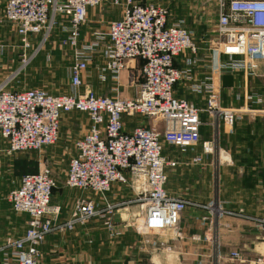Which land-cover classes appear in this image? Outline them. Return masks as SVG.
I'll return each instance as SVG.
<instances>
[{
    "label": "crops",
    "instance_id": "0c3cea01",
    "mask_svg": "<svg viewBox=\"0 0 264 264\" xmlns=\"http://www.w3.org/2000/svg\"><path fill=\"white\" fill-rule=\"evenodd\" d=\"M155 1L168 5L186 20V26L195 32L199 47L197 54L186 50L176 57L175 64L185 75L176 84L175 94L204 108L205 87L215 73L220 90L219 104L229 111L217 119L206 111L201 114L202 139L198 144L186 147L166 144L164 147V156L177 162L176 166L166 168V191L190 203L176 230L145 231L142 228L144 214L135 200L141 193V179L126 171L127 183H113L106 195L117 204L112 220L121 233L111 236L107 221L101 218L73 230H55L46 235L39 247V264H264V61L258 62L252 73L230 66L216 71L211 67L210 45L216 29L217 0H175L174 8L170 0ZM6 2L0 0V13ZM124 2L105 0L101 6L89 7L88 21L81 26L80 45L92 44L99 31H107L111 21L120 19ZM40 37L33 36V47L38 46ZM64 37L66 33L62 32L61 25L57 26L38 53L45 64L42 61L41 68L32 65L29 75L40 73L47 78L50 75L53 80L56 78L53 67L63 60L68 65L67 80L58 86L43 80L37 86L22 89L38 87L54 94L74 93L71 86L73 51L63 44ZM107 44L106 39L98 44L97 55L84 74L80 91L90 87L101 95L135 97L138 88L133 81L143 61L129 60L117 79L105 69L111 54ZM21 51L14 28L0 25V84L19 71ZM221 58L229 63L227 56ZM28 66L16 77L23 72L26 74ZM69 113L62 116L57 144L44 153L57 182L51 202L60 208L56 219L61 223L70 218L81 199L94 200L100 207L105 204L100 193L66 184L70 159L77 153L76 140L85 136L91 126L88 114L72 119ZM123 121L128 131L138 126L164 130L162 120H151L140 114L123 115ZM207 143L213 151L205 150ZM8 147L0 134V264H8L1 248L9 239L23 237L30 220L29 214L15 211L9 200L10 191L21 184L26 157L8 153ZM67 152L68 164L57 170V158ZM197 156L200 161L195 160ZM217 198L228 211L219 219H215L206 206ZM233 251H238L240 257L230 256Z\"/></svg>",
    "mask_w": 264,
    "mask_h": 264
},
{
    "label": "built area",
    "instance_id": "2783aa9c",
    "mask_svg": "<svg viewBox=\"0 0 264 264\" xmlns=\"http://www.w3.org/2000/svg\"><path fill=\"white\" fill-rule=\"evenodd\" d=\"M104 1L7 0L0 13V25L14 28L22 50L19 71L0 84V134L8 143V153L40 150L56 143L63 114L86 112L91 126L85 136L76 140L77 153L70 159L66 184L91 189L105 200L102 207L91 199L79 200L70 218L61 223L56 219L60 208L51 202L57 185L51 167L43 163L37 172L23 174L20 186L10 191L9 200L15 211L29 214L30 220L23 237L9 239L1 248L8 264H12V260L14 264H39V247L47 234L58 229L73 230L95 218L107 221L111 236L120 234L112 220L117 204L106 195L113 183H127L126 171L141 179V193L135 200L141 202L142 228L145 231L176 230L190 201L166 191V168L176 166L177 162L164 156V147L166 144L178 147L198 144L202 139L201 114L206 111L217 119L229 112L219 104L220 90L215 73L205 87L204 108L175 94L176 84L185 75L176 66V57L186 50L197 54L199 47L194 30L168 5L155 0H125L122 17L111 21L107 31H99L92 44L80 45L81 26L88 21V8L101 6ZM217 5L216 34L210 45L211 67L218 72L229 66L254 72L256 64L264 61V0H217ZM59 25L66 33L63 44L73 51L71 86L74 93L54 94L38 87L9 88ZM37 35L41 37L38 46L33 47V36ZM104 39L111 49L105 69L115 78H119L129 60L143 61L133 81L138 88L135 97L101 95L85 86L84 91H80L84 74ZM222 55L230 58L229 63L224 62ZM136 114L162 120L163 132L147 126L126 130L123 115ZM205 150L211 152L213 147L207 143ZM206 206L215 219L228 212L219 198ZM230 256L239 258L240 253L233 251Z\"/></svg>",
    "mask_w": 264,
    "mask_h": 264
},
{
    "label": "rangeland",
    "instance_id": "374dc122",
    "mask_svg": "<svg viewBox=\"0 0 264 264\" xmlns=\"http://www.w3.org/2000/svg\"><path fill=\"white\" fill-rule=\"evenodd\" d=\"M168 1V0H166ZM172 3V8H174V4H175V0H170L169 4ZM216 32L214 31L213 35H215ZM41 56V55H40ZM39 54L38 56H36V58L32 61L31 65L27 67V70H25L26 74L21 73L18 77L14 78V80L11 82V84L9 85V88L12 89H22L24 87H34L37 86L41 83V81L43 80H48L49 82L52 81L53 84H55L56 86H58V83L60 84L61 81H66L67 80V75H68V65L64 64L63 60H60V64L56 63V65L53 67V69H55V74H56V78H53V80L51 79V76L49 75L48 78L40 75V73H38V75L35 76H31L29 75V70L30 67H37V68H41V63L43 61L44 63V59L43 57H40ZM66 57V55H65ZM43 67L45 68V66L43 65ZM49 67V66H48ZM48 69H51L48 68ZM42 74V73H41ZM69 115L71 116V118H76L79 119L82 115L87 116L86 112H79V111H72L69 113ZM57 144L56 143L46 146L40 150H23L18 152L17 154L23 155L24 157H26V162H25V170L26 171H35V170H39L41 164L43 163H47V165H49L52 168L50 162H47L46 159H44V153L46 152L47 149H49L50 147L54 146ZM30 161V165L29 167H27V165L29 164ZM69 161V156H68V152L64 153V154H60V156L57 158V163H55V166L58 169H64L65 166L68 164ZM141 203V202H139Z\"/></svg>",
    "mask_w": 264,
    "mask_h": 264
},
{
    "label": "trees",
    "instance_id": "16d2710c",
    "mask_svg": "<svg viewBox=\"0 0 264 264\" xmlns=\"http://www.w3.org/2000/svg\"><path fill=\"white\" fill-rule=\"evenodd\" d=\"M25 162H26V161H25ZM25 162H24V165H26ZM27 167H29V165H27ZM25 168H26V166H25ZM37 171H38V170H35V171H26V170H24V174H25V173H29V172H37Z\"/></svg>",
    "mask_w": 264,
    "mask_h": 264
}]
</instances>
